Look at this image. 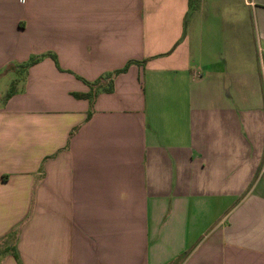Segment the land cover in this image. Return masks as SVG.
Instances as JSON below:
<instances>
[{
  "label": "crops",
  "instance_id": "0c3cea01",
  "mask_svg": "<svg viewBox=\"0 0 264 264\" xmlns=\"http://www.w3.org/2000/svg\"><path fill=\"white\" fill-rule=\"evenodd\" d=\"M2 78L0 264H264V0H0Z\"/></svg>",
  "mask_w": 264,
  "mask_h": 264
},
{
  "label": "rangeland",
  "instance_id": "374dc122",
  "mask_svg": "<svg viewBox=\"0 0 264 264\" xmlns=\"http://www.w3.org/2000/svg\"><path fill=\"white\" fill-rule=\"evenodd\" d=\"M7 78H2L0 79V94H2V96H0V102L4 101L5 99V95L7 93H12L15 94L16 91L21 87L19 84L22 82V80H16L13 81L12 84L10 85H6L7 82ZM14 238L13 237H7V238H3L0 241V256L1 254L3 255L5 252H8V250L12 247L13 243H14ZM1 262V261H0Z\"/></svg>",
  "mask_w": 264,
  "mask_h": 264
},
{
  "label": "trees",
  "instance_id": "16d2710c",
  "mask_svg": "<svg viewBox=\"0 0 264 264\" xmlns=\"http://www.w3.org/2000/svg\"><path fill=\"white\" fill-rule=\"evenodd\" d=\"M53 57V56H52ZM37 61V59L35 58V59H31V60H29L27 63H25L23 66H21V68H23V69H26L27 67H29V66H31V65H33L35 62ZM131 62L129 61L126 65H125V67H123L122 69H120V70H117V71H114L111 75H109V76H111V77H108L109 78V87L107 88V91H109L111 88V82H112V78H113V76H115L116 74H119V73H122V72H124L126 69H127V66L130 64ZM96 84H98V82L96 81L95 83H91V84H89V85H96ZM12 96V93H7L6 95H5V99L4 100H7L8 98H10ZM72 96L74 97V98H76V99H90L91 97H92V93H73L72 94ZM12 255H13V257H14V259L16 260V262L18 263V264H20L19 263V258H18V255L16 254V253H12Z\"/></svg>",
  "mask_w": 264,
  "mask_h": 264
}]
</instances>
